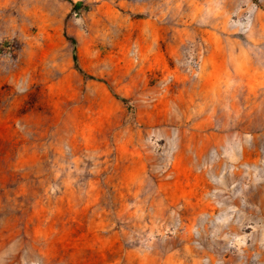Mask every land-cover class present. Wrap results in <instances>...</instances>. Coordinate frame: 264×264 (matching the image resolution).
<instances>
[{"label": "rangeland", "instance_id": "rangeland-1", "mask_svg": "<svg viewBox=\"0 0 264 264\" xmlns=\"http://www.w3.org/2000/svg\"><path fill=\"white\" fill-rule=\"evenodd\" d=\"M0 264H264V0H0Z\"/></svg>", "mask_w": 264, "mask_h": 264}, {"label": "trees", "instance_id": "trees-1", "mask_svg": "<svg viewBox=\"0 0 264 264\" xmlns=\"http://www.w3.org/2000/svg\"><path fill=\"white\" fill-rule=\"evenodd\" d=\"M81 5H82V3H81V1H77V2H74V3H72V9L73 10H79L80 8H81ZM70 39V42L72 43V59H73V62H74V64H75V68H76V70L80 73V74H82V75H84V76H87V77H91V76H88L80 67H78L77 65H76V54H75V48H74V45H75V40L73 39V38H69ZM115 97L116 98H118L119 100H121V101H123V102H125L126 101V99L125 98H122V97H120V96H118V95H115Z\"/></svg>", "mask_w": 264, "mask_h": 264}]
</instances>
